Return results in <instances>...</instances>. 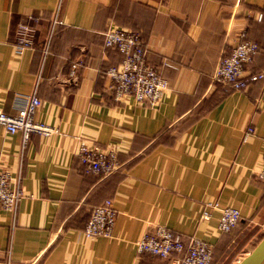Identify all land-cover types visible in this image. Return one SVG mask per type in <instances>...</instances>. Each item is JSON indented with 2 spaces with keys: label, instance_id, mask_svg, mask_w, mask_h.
I'll use <instances>...</instances> for the list:
<instances>
[{
  "label": "crops",
  "instance_id": "0c3cea01",
  "mask_svg": "<svg viewBox=\"0 0 264 264\" xmlns=\"http://www.w3.org/2000/svg\"><path fill=\"white\" fill-rule=\"evenodd\" d=\"M26 16L40 26L21 49ZM112 27L138 32L168 80L156 108L115 100L105 77L122 60L105 46ZM242 32L259 45L247 73L264 74V0H0V109L14 115L37 92L36 120L51 130L25 142L0 126V163L26 194L15 212L0 210V264H176L138 254V241L164 226L215 256L264 231V80L246 90L213 81ZM82 145L116 146L120 169L85 173ZM106 200L117 210L113 236L87 238ZM214 201L240 210L233 233L218 230L219 211L201 219Z\"/></svg>",
  "mask_w": 264,
  "mask_h": 264
},
{
  "label": "built area",
  "instance_id": "2783aa9c",
  "mask_svg": "<svg viewBox=\"0 0 264 264\" xmlns=\"http://www.w3.org/2000/svg\"><path fill=\"white\" fill-rule=\"evenodd\" d=\"M61 2V1H60ZM262 16H259V20ZM52 30L60 25L58 11L55 12ZM40 26V19L26 16L17 30V45L21 49L32 46L33 37ZM105 46L116 50L122 60L110 67L105 77L109 88L118 102L133 99L136 105L159 106L169 90V82L146 58L145 45L138 32L119 27L109 28L104 32ZM47 51V47L45 49ZM259 52V45L247 39L242 32L238 44L228 56H222L213 74V81L230 85L235 90H246L251 84L264 80V74L247 73L246 66ZM167 67H173L165 63ZM74 69L76 67L74 66ZM75 71L72 72V75ZM42 106L37 92L27 98L25 104L14 115L0 109V126L8 133H21L24 141L33 133L48 135L51 130L36 120V114ZM254 133L250 129L246 136ZM118 149L116 146L102 148L97 145H82L77 156L85 173L108 177L120 169L116 163ZM264 180V163L258 176ZM21 178H13L11 173L0 163V210L15 212L25 197ZM215 211L220 212L218 230L231 232L241 220V212L233 207H221L218 202H207L201 213L202 220H210ZM117 210L112 200H106L92 212L84 234L87 238L113 236ZM138 254H150L161 259L176 258V264H211L214 246L208 242L192 237L188 243L174 231L158 226L146 232L137 243Z\"/></svg>",
  "mask_w": 264,
  "mask_h": 264
},
{
  "label": "rangeland",
  "instance_id": "374dc122",
  "mask_svg": "<svg viewBox=\"0 0 264 264\" xmlns=\"http://www.w3.org/2000/svg\"><path fill=\"white\" fill-rule=\"evenodd\" d=\"M239 227L237 225L230 234L233 233L234 230H236ZM228 233V234H229ZM264 237V231L261 232H246L243 234V236L240 239H245L246 241L250 240L249 242L242 241V243L237 242L234 244V246L227 250H221L219 251V254L213 255V260L211 264H234L238 257H242L244 255L243 253H248L249 251H252L254 247L262 240Z\"/></svg>",
  "mask_w": 264,
  "mask_h": 264
},
{
  "label": "water",
  "instance_id": "95a60500",
  "mask_svg": "<svg viewBox=\"0 0 264 264\" xmlns=\"http://www.w3.org/2000/svg\"><path fill=\"white\" fill-rule=\"evenodd\" d=\"M238 264H264V237Z\"/></svg>",
  "mask_w": 264,
  "mask_h": 264
}]
</instances>
